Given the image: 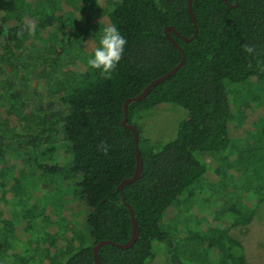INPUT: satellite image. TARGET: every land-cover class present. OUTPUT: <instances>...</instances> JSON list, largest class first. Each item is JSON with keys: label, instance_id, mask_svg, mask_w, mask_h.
Segmentation results:
<instances>
[{"label": "trees", "instance_id": "trees-1", "mask_svg": "<svg viewBox=\"0 0 264 264\" xmlns=\"http://www.w3.org/2000/svg\"><path fill=\"white\" fill-rule=\"evenodd\" d=\"M187 1L108 0L107 25H115L127 45L111 78L104 79L90 66L56 73L60 57L78 43L73 10L79 6L71 4L66 12L64 2L82 0H0V231L19 242L15 264H96L92 250L99 241L123 244L130 238L132 224L122 197L133 210L139 236L130 249L102 247L100 264H148L157 246L169 264H247L241 244L221 224L226 220L221 213L214 212L215 224L202 229L198 222L182 234L178 224L164 219L171 208L186 207L206 182L230 195L224 205L234 225H246L253 216L254 205L247 207L239 185L255 194V203L264 194V115L246 139L229 133L230 124L254 101L246 85L264 81V0H227L235 7L223 0L193 1L196 37L184 42L170 31L185 54L184 65L143 100L129 104L127 123L136 126L137 119L163 104L180 107L186 115L170 141L153 143L136 126L142 172L122 193L117 190L136 168L134 137L122 124L124 101L181 60L164 29L173 26L180 35L193 36ZM29 22L35 35L25 30L19 36ZM245 44L254 45L259 55L245 52ZM11 77L20 79V87L11 84ZM33 81H41L43 88L34 89ZM240 87L243 97L236 93ZM37 98L65 107L46 113ZM61 141L69 155L67 167L52 158ZM102 142L106 152L99 147ZM8 152L22 155L25 165L14 167ZM213 167L218 179L207 181ZM64 170L78 206L86 209V234L75 227L51 232L37 210L24 217L21 182L35 171L61 175ZM9 193L13 197L7 199ZM25 232L28 236L20 237ZM41 234L48 237L38 244ZM39 245L46 250H38Z\"/></svg>", "mask_w": 264, "mask_h": 264}, {"label": "rangeland", "instance_id": "rangeland-1", "mask_svg": "<svg viewBox=\"0 0 264 264\" xmlns=\"http://www.w3.org/2000/svg\"><path fill=\"white\" fill-rule=\"evenodd\" d=\"M82 1V3L72 2L69 4L64 2V10L66 12H68L71 4L73 6L78 4L79 6L78 9L73 10V18H76L79 34L77 45L74 48L68 49L64 56L60 57L56 70L57 75L60 73V70L63 71L71 66L76 67V71L87 68L89 66L87 60L93 56L94 48L99 46L101 29L107 26L106 11L110 8L106 4L108 0ZM15 78L13 77V79ZM250 82L246 85L244 91H250L254 101L250 102L251 104L249 103L242 118L236 119L230 124L229 133L233 139L239 137L246 139L250 134H253L255 129L254 124L264 115V81L259 83L255 80H250ZM42 84L41 81L40 83L34 82L32 86L34 89L38 87L42 89ZM230 85L227 84V88ZM242 89V87L236 89V93H240L241 97H243L241 93ZM227 92L230 95L228 89ZM231 92L234 93L235 90L233 91V88H231ZM230 97L232 96L230 95ZM258 97L259 99H257ZM244 98L251 99L250 97ZM185 115L184 109L170 104H163L145 113L135 123L140 129V135L144 138L153 143L165 142L175 137L176 128ZM55 148V154L52 157L53 161L62 162L67 167L69 155L66 151V145L61 141L55 145ZM7 157L13 162L14 167H23L25 165V159L18 153L8 152ZM208 162L213 163L212 159H208ZM65 166L63 167L65 168ZM215 169L213 167L206 174L207 181L213 182L218 179ZM228 181L226 182V186L231 189ZM206 183L202 184L199 189H196L195 198L186 207L183 205L176 209L171 208L165 215V224L169 222H174L173 226L178 224V230L181 234L187 227H197L199 223H201L200 227L203 229L210 224L216 223L214 212L217 211L226 219L220 222L221 224L224 222L223 225L226 226L227 233L241 244L242 253L247 264H264V194L261 193L260 198L255 203V194L247 192L242 185H239V196L242 197V200L248 201L247 207L250 208L254 205L253 216L251 221L246 225H234L230 221L231 219H229L224 205V201L229 200L230 195L227 196L222 187L220 189L219 186L215 185L207 186ZM24 185L28 186V188L25 189ZM19 186V197L22 200L21 207L26 215L24 217L28 216L26 214L27 211L37 210V216L42 215L45 218L44 222H46V225L48 224L47 226L51 227L49 228L52 229L51 232L66 230L67 227L69 229L75 227L86 234V209L78 206L79 202L78 197L75 196V188L71 185L70 178L65 170L61 175H43L41 172L35 171L34 175L30 174ZM212 187L216 188L211 190ZM220 191L223 192L222 195ZM10 197H13L12 193L8 194L7 199ZM28 203H33L34 206L31 208ZM2 206L4 208L7 205L4 203ZM178 215H180L179 218H177ZM22 219L25 218L22 217ZM22 219L17 224L18 227L24 224ZM24 235L28 236V233H20V237ZM47 237L48 235L41 234V240L39 239L36 242L41 244L47 240L45 239ZM18 243H14L10 237L0 231V264H15L13 256L19 254L16 249V247L20 246ZM15 245L18 246L15 247ZM40 249L46 250L44 246L39 245L38 250ZM21 251L20 255L22 254L23 256V245ZM40 259L41 257L38 260ZM148 264H169L168 257L162 246L156 247L155 256Z\"/></svg>", "mask_w": 264, "mask_h": 264}, {"label": "water", "instance_id": "water-1", "mask_svg": "<svg viewBox=\"0 0 264 264\" xmlns=\"http://www.w3.org/2000/svg\"><path fill=\"white\" fill-rule=\"evenodd\" d=\"M193 1L194 0H188L187 1V11H188V13L190 15V18H191V20L193 22V27H194L193 36H191L190 38L184 37V36L180 35L173 26H167L164 29L165 35L167 36L169 41L181 53V60L179 61V63L175 67L170 69L164 75H162V76L158 77L157 79L151 81L142 90V92L140 94H138L137 96L131 97V98H127L124 101V104H123L124 117H123L122 124H123V126L125 128H127L128 130H130L132 132L133 137H134L136 168H135V171H134V173H133V175L131 177L124 179L118 185L117 190L120 191L121 193L123 192V187L128 185V184L133 183L136 180H138L140 178V175H141V172H142V159H141L140 151H139V147H138L139 133H138L137 127L135 125L127 123V112H128L127 108L129 106V104H131L133 102H139V101L143 100L151 92V90L155 86H157L158 84L164 82L167 78H169L171 75H173L177 70H179L184 65L185 54H184L183 50L181 49V47L175 42L173 37L170 35V31H172L177 37H179L184 42H190L196 37L197 32H198V26H197V21H196L195 15H194L193 10H192ZM223 1L226 4H228L229 6H232V7H235L237 5V3L235 5H230L229 3H227V0H223ZM122 202L128 208L129 214H130V219H131V224H132V231H131L130 238L123 244L116 243V242H113L111 240H101V241H99L93 247V250H92L93 251V258H94V261H95L96 264H100L99 263V259H98V253H99V250L102 247H104L106 245H109V246H113V247L120 248V249H130V248L133 247V245L135 244V242L138 239V236H139L138 225H137V222H136V220L134 218L133 210L131 209L129 204H127V202L124 200V197H122Z\"/></svg>", "mask_w": 264, "mask_h": 264}, {"label": "clouds", "instance_id": "clouds-1", "mask_svg": "<svg viewBox=\"0 0 264 264\" xmlns=\"http://www.w3.org/2000/svg\"><path fill=\"white\" fill-rule=\"evenodd\" d=\"M25 30H27L29 35H35V26L31 22L25 28H22L18 35L23 36ZM126 45L127 40L118 28L112 24L107 25L103 28L99 46L94 48L93 56L87 60V64L91 68L99 70L100 75L104 79H110L112 73L115 72L117 65L123 58ZM243 48L249 55H259L254 45L245 44ZM99 147L105 152L107 151L103 142Z\"/></svg>", "mask_w": 264, "mask_h": 264}, {"label": "flooded vegetation", "instance_id": "flooded-vegetation-1", "mask_svg": "<svg viewBox=\"0 0 264 264\" xmlns=\"http://www.w3.org/2000/svg\"><path fill=\"white\" fill-rule=\"evenodd\" d=\"M9 71V70H8ZM11 73L9 72V75ZM34 81L32 82L33 85ZM11 84H13L16 87H20V79L11 77ZM36 104H38L41 111H45L46 113H50L52 111H63V108L65 107L60 101H45L41 102L38 98L35 101Z\"/></svg>", "mask_w": 264, "mask_h": 264}]
</instances>
